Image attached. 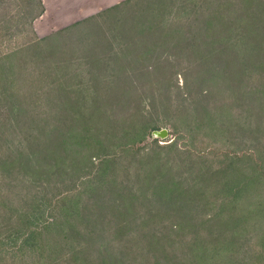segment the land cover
Here are the masks:
<instances>
[{
	"label": "trees",
	"instance_id": "1",
	"mask_svg": "<svg viewBox=\"0 0 264 264\" xmlns=\"http://www.w3.org/2000/svg\"><path fill=\"white\" fill-rule=\"evenodd\" d=\"M8 2L0 264H264V0Z\"/></svg>",
	"mask_w": 264,
	"mask_h": 264
},
{
	"label": "rangeland",
	"instance_id": "2",
	"mask_svg": "<svg viewBox=\"0 0 264 264\" xmlns=\"http://www.w3.org/2000/svg\"><path fill=\"white\" fill-rule=\"evenodd\" d=\"M120 1L122 0H43L45 12L35 19L33 29L38 36H46ZM8 4L9 6L7 4L5 6L14 12L24 9L22 7L23 0H11ZM0 10H3L1 5ZM23 40L21 39L20 42ZM15 42L7 40L2 42V37H0V53L8 50ZM161 119H164V116H161ZM160 124L164 125L162 128H167L169 133L166 138H160L159 143L165 144L176 138L177 135L170 123L166 120H161ZM152 135L155 136L154 134ZM152 135H150L148 141L152 140Z\"/></svg>",
	"mask_w": 264,
	"mask_h": 264
},
{
	"label": "water",
	"instance_id": "3",
	"mask_svg": "<svg viewBox=\"0 0 264 264\" xmlns=\"http://www.w3.org/2000/svg\"><path fill=\"white\" fill-rule=\"evenodd\" d=\"M168 133H169V130L167 128H162V129L153 131V134L159 138H166L168 136Z\"/></svg>",
	"mask_w": 264,
	"mask_h": 264
}]
</instances>
